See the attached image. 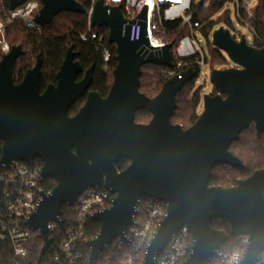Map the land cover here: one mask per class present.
<instances>
[{"label":"water","instance_id":"water-1","mask_svg":"<svg viewBox=\"0 0 264 264\" xmlns=\"http://www.w3.org/2000/svg\"><path fill=\"white\" fill-rule=\"evenodd\" d=\"M8 1L10 11H14L26 0ZM40 1L42 6L35 16L40 26L70 11L89 13L93 27H108V42L116 47L118 65L107 96L90 92L84 106L70 116V107L92 81L93 69L76 81L82 67L74 59V46L66 52L56 74L57 83L43 92L41 54L19 83L14 71L24 54L22 46L13 45L0 60V166L10 169L16 161L33 164L40 156L45 162L43 176L56 181L49 192L41 191L42 199L26 221L43 241L38 262L53 241L48 224L61 225L63 205H73L79 195L100 186L104 178V187L115 196L109 207L91 217L100 224V231L86 240V264H97L101 252L114 239L130 242L127 229L135 224L143 196L164 202L166 214L146 246L142 264H153L166 242L183 226L190 229L193 245L181 264H211L215 250L231 235L248 236L241 264H255L264 250V168L230 187L212 185L210 178L217 164L244 169L230 145L252 122L258 136L264 132V46L248 43L246 34L237 40L225 25L213 31L212 44L224 50L234 65L211 70L210 82L217 92L203 95V111L184 127L171 118L177 108V93L198 78L195 65L169 77L154 97L140 91L142 66L176 67L173 42L162 47L150 43L147 5L136 18L129 19L121 4L106 0H95L91 10L78 0ZM135 22L142 32L132 41L130 27ZM140 109L152 112L148 123L136 122L135 113ZM119 158L134 161L119 171L115 165ZM215 218L227 221L229 233L213 227Z\"/></svg>","mask_w":264,"mask_h":264},{"label":"built area","instance_id":"built-area-1","mask_svg":"<svg viewBox=\"0 0 264 264\" xmlns=\"http://www.w3.org/2000/svg\"><path fill=\"white\" fill-rule=\"evenodd\" d=\"M218 1L221 0H212L209 5ZM230 1L237 3V18L252 32V38L246 37L248 43L254 45V42L261 38L250 23V20L255 18L254 10H250V0ZM94 2L95 0H91L90 10ZM106 2L121 4L125 16L129 19L136 18L147 5L148 37L150 43L155 47H162L172 42L168 35L174 33V30L168 29L165 22L178 20L180 26L189 28L188 35L181 37L176 43L173 42L172 53L176 67L163 69L170 77L192 65L197 67L199 76L201 68L207 66V56L196 37L198 31L201 33L200 29L204 24L194 18L193 0H151V3L148 0H106ZM195 4L209 6L203 0L200 4L196 2ZM32 5L35 7L29 13V8ZM41 6L40 0H26L14 11L0 10V60L12 47L6 37L8 28L20 25L27 30L41 29V26L35 21V16ZM243 13L246 14L245 17ZM88 15L89 30L80 34V40L84 43H92L96 51L102 52L105 62H108L111 56L110 49L104 42V35L93 29L90 23V14L88 13ZM230 30L232 35L240 40L243 34H240L238 30L233 31L232 28ZM141 32V25L133 23L130 27V40H138ZM1 167L3 170L0 171V241H8L14 248L15 256L24 259L29 254L28 245L33 234L37 233L26 224V221L36 209L39 200L42 199L41 191L44 190L43 183L46 178L43 176L41 168L27 162L16 161L10 169ZM77 199L71 205L75 207L74 216H76L73 224L71 223L65 228L62 215L61 225L57 222L48 224V230L51 233L63 231V238L57 250L53 254H49L51 250L49 248L50 250L45 254L48 255V264H81L82 246H87L86 240L90 238L86 235L88 234L86 230L89 226V219H92L91 217L96 211L111 205L113 193L98 186L86 189ZM165 214L166 205L164 202L149 197L141 198L135 216V224L127 229L130 242H125L119 237L114 239L108 249L101 252L97 264H137L140 259L143 261L146 246L155 236L156 228ZM235 237L230 247L225 246L229 240L218 246L211 262L214 260L215 264H241L249 238L246 235ZM124 245H127L130 251L118 258L117 261H114L112 256L103 257V253L108 252L110 247L111 251L116 253L120 252ZM192 245L191 231L188 227L183 226L166 242L163 250L155 257L153 264H181L192 251ZM234 255L237 257L236 260H233ZM100 258L102 259L99 261ZM255 264H264V250L259 254Z\"/></svg>","mask_w":264,"mask_h":264},{"label":"trees","instance_id":"trees-1","mask_svg":"<svg viewBox=\"0 0 264 264\" xmlns=\"http://www.w3.org/2000/svg\"><path fill=\"white\" fill-rule=\"evenodd\" d=\"M82 2L88 9L91 8V0H78ZM205 1V0H203ZM264 0H259L257 6L254 10L255 18L250 20V23L254 26L257 34L261 40H256L254 45L261 47L264 46ZM194 2V18L200 23L204 24L200 29L201 33L209 37L210 32L214 27L221 23L229 28H231L230 14L227 11L222 17L218 19H213V15L219 11L222 7L224 0L212 3L204 9V6L196 5V0ZM2 7V8H1ZM5 9L9 11V1L0 0V10ZM245 17L246 14L243 13ZM88 13H77L70 11H63L54 17L53 21L49 25L41 26L40 30H27L22 26L13 27V32L8 28L7 39L11 46L21 45L24 54L18 58L15 69V78L17 82L23 79V75L28 68L34 66L36 56L38 54L42 55V80L41 84L43 87L49 81H54L55 74L59 70L61 64L66 55V51L69 46H75L74 49L78 52L77 58L81 60L83 65H90L96 63V66L102 71L104 67L109 63L111 69L116 65V50L113 44L108 42V27L94 26L93 29L102 33L104 35V42L107 47H109L111 56L108 62H105L102 52L96 51L92 43H84L80 40V34L86 32L88 29ZM165 26L174 30V33L168 35L170 41L176 43L181 37L188 35L190 33L187 26H180V21H168L165 22ZM212 55V68H226L228 67V62L224 56L214 48H210ZM110 69V70H111ZM162 66H157L153 64H145L142 66V77H141V88L148 95L154 96L157 94L165 81L170 77L166 74ZM197 78L187 82L182 89L177 93L176 103L177 108L174 115L172 116V121L174 123H180L184 127L190 126L198 117L199 111L198 107L201 101L200 92L195 89V83ZM217 91V90H216ZM215 93V92H214ZM80 103L74 104L70 110L71 113H75L79 107ZM146 115V116H145ZM146 111H141L137 114V119L140 120L143 117H147ZM151 117L148 115L147 119ZM237 142H234L231 149L239 156V158L244 162L245 168L236 169L228 164H217L213 169V176L210 178V184L221 185L224 187H230L237 183L239 178H246L250 176L256 169L264 168V134L259 138L257 136L254 126L245 129ZM1 141H0V157H1ZM3 168L0 166V171ZM43 187L45 191H50L56 184L54 179H45ZM115 194L113 193V196ZM146 198L145 196L143 197ZM62 220L64 222L65 228L69 224L75 222V207L63 205L62 207ZM213 227L224 230L229 233L230 228L226 220L222 218H215L212 221ZM100 231V224L92 219H89V226L87 227L86 234L87 237H93ZM53 239L49 254H53L63 238V231L59 233H51ZM235 236H230L229 242L225 245L230 247V245L235 240ZM115 243V242H114ZM113 243V244H114ZM43 245L42 239L37 233L33 234L31 242L28 245L29 254L26 258L21 259L15 256L11 244L8 241H0V264H48V255L43 257L42 262H38V256ZM82 258L81 264H86L89 255V249L86 245L82 246ZM130 248L124 245L120 252L114 253L111 251V247L108 252L103 253V257L112 256L114 261L118 258L128 253ZM102 258L99 259V261ZM140 259L137 264H141ZM211 264H215L214 260Z\"/></svg>","mask_w":264,"mask_h":264},{"label":"flooded vegetation","instance_id":"flooded-vegetation-1","mask_svg":"<svg viewBox=\"0 0 264 264\" xmlns=\"http://www.w3.org/2000/svg\"><path fill=\"white\" fill-rule=\"evenodd\" d=\"M69 47H71V46H69ZM68 47V48H69ZM75 47V46H74ZM74 47H73V50H74V52H75V60H78L80 63H81V67H82V70L79 72V73H77V75H76V81H81L86 75H87V71L91 68V67H93V69H92V71H91V73H90V75H91V80L92 81H90V83H89V85H88V87L86 88V90H85V92H84V94L81 96V98H78L73 104H72V106L74 105V104H76L77 102H79L80 103V105H79V107H78V109H77V111L75 112V113H71L70 112V110H71V108H72V106L70 107V109H69V115L70 116H73V115H76V113L84 106V104L86 103V101H87V99L89 98L88 97V95H89V93L90 92H97L99 95H101L102 97H105V96H107V94H108V92H109V90H110V88H111V86L113 85V82H115L114 81V69H115V67H116V65H118L117 64V61H116V65L111 69V67L109 66L110 64L108 63L105 67H104V69L102 70V71H100V69L96 66V63H93V64H90V65H88V66H86V65H83V63L81 62V60L79 59V58H77V55H78V52L74 49ZM68 50V49H67ZM67 52V51H66ZM38 56V55H37ZM37 56H36V59H35V63H36V60H37ZM66 56V55H65ZM65 59V58H64ZM117 60V59H116ZM64 61V60H63ZM35 63H34V65H35ZM62 65V64H61ZM16 69V68H15ZM29 69V68H28ZM27 69V70H28ZM111 69V70H110ZM15 72V71H14ZM58 72V71H57ZM57 72H56V74H57ZM56 74H55V79L56 80H54V81H49L47 84H46V86L45 87H43L42 86V84H41V78H42V75H41V80H40V91L41 92H43L50 84H56L57 83V78H56ZM141 77H142V74H141V76H140V82H141ZM14 78H15V73H14ZM17 79V78H16ZM16 79H15V82L16 83H19V82H17L16 81ZM141 85H142V82L140 83V91L142 92V93H144L146 96H148V97H154L155 95H157V94H155L154 96H151V95H148L147 93H145L143 90H142V88H141ZM212 94H215V93H212ZM141 111H146L147 112V114L149 115V116H151V117H149L148 119H147V117H148V115H147V117H143L142 119H140V120H138L137 119V114L139 113V112H141ZM203 111V110H202ZM199 114H200V111H199ZM146 116V115H145ZM199 116V115H198ZM152 117H153V114H152V112L150 111V110H148V109H140V110H138V111H136V113H135V120H136V122H141V123H148L151 119H152ZM198 118V117H197ZM196 118V119H197ZM171 120H172V118H171ZM173 122V121H172ZM174 123V122H173ZM194 123V122H193ZM251 126H254V128H255V125H254V122H252V124H251ZM250 126V127H251ZM188 127V126H187ZM249 127V128H250ZM255 131H256V128H255ZM256 134H257V131H256ZM262 134H264V132L262 133ZM241 135V134H240ZM257 136H258V134H257ZM260 137H262V135H260L259 136V138ZM240 139V138H239ZM238 139V140H239ZM237 140V141H238ZM1 141V140H0ZM237 141H234V142H237ZM234 142H232L231 143V145H230V150H231V152L234 154V155H236L238 158H239V156L231 149V146H232V144L234 143ZM1 143H2V141H1ZM58 145V144H57ZM56 146V145H55ZM72 150H74V147H72L71 148ZM76 149V148H75ZM1 151H2V145H1ZM1 155H2V153H1ZM133 159L132 158H119L117 161H116V163H115V165L117 166L116 168L119 170V171H123V170H125L128 166H130L132 163H133ZM242 161V160H241ZM243 162V161H242ZM45 162H44V159L42 158V157H40V156H36L35 157V159H34V165L36 166V167H38V168H41L42 169V167H43V165H45L44 164ZM243 164H244V162H243ZM229 165V164H228ZM232 167V166H231ZM234 168V167H233ZM244 168H245V164H244ZM236 169H243V168H236ZM258 169H260V168H258ZM244 170V169H243ZM256 171V170H255ZM47 179V178H46ZM48 179H54V178H48ZM240 179V178H239ZM55 180V179H54ZM238 181V180H237ZM104 178H102L101 179V182H100V186L99 187H101V188H105L104 187ZM115 196V195H114ZM113 196V197H114ZM144 197V196H143ZM142 197V198H143Z\"/></svg>","mask_w":264,"mask_h":264},{"label":"rangeland","instance_id":"rangeland-1","mask_svg":"<svg viewBox=\"0 0 264 264\" xmlns=\"http://www.w3.org/2000/svg\"><path fill=\"white\" fill-rule=\"evenodd\" d=\"M202 0H196L197 4H200ZM259 0H250V10H255L257 3ZM205 2L209 5V3L212 2V0H205ZM219 2V1H218ZM208 7V6H207ZM2 8V7H1ZM206 7H204L205 9ZM237 3L235 1H230V0H224V3L222 5V7L219 9L218 12H216L213 16V19H218L219 17H222L225 13H227V11L230 14V20H231V28L233 29V31L238 30V32L240 34H246L247 37L252 38V32L249 30V28L244 25L243 23H241L239 21V19L237 18ZM223 24L219 23L217 24L214 29L210 32V37H206L203 34H201L199 31L196 33V37L199 40L200 46L203 49V51L205 52L207 58H206V67H202L200 74L197 78V81L195 83V89L197 91L200 92L201 95V101H200V105L198 107V111H200V113L203 110V95L205 93H216V89L214 88L213 84L210 82V72L213 69L212 68V55H211V50L210 48H214L216 49L215 45L212 44V34L213 31L218 28L219 26H221ZM227 27V26H226ZM13 28H10V31L13 32ZM8 31V30H7ZM6 33V37H7ZM8 40V39H7ZM218 50V49H217ZM223 56L224 58L227 60L229 66L234 65V63L230 60L228 54L224 51V50H218Z\"/></svg>","mask_w":264,"mask_h":264},{"label":"clouds","instance_id":"clouds-1","mask_svg":"<svg viewBox=\"0 0 264 264\" xmlns=\"http://www.w3.org/2000/svg\"><path fill=\"white\" fill-rule=\"evenodd\" d=\"M34 7H35V5L30 6V8H29V13L31 12L32 8H34ZM236 259H237V257L234 255V256H233V260H236Z\"/></svg>","mask_w":264,"mask_h":264},{"label":"snow or ice","instance_id":"snow-or-ice-1","mask_svg":"<svg viewBox=\"0 0 264 264\" xmlns=\"http://www.w3.org/2000/svg\"><path fill=\"white\" fill-rule=\"evenodd\" d=\"M149 3H151V0H148Z\"/></svg>","mask_w":264,"mask_h":264}]
</instances>
